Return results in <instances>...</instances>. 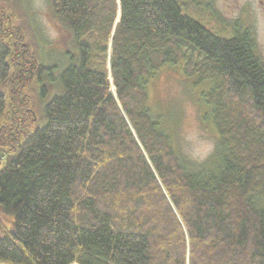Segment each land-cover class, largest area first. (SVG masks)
I'll list each match as a JSON object with an SVG mask.
<instances>
[{"label": "trees", "instance_id": "1", "mask_svg": "<svg viewBox=\"0 0 264 264\" xmlns=\"http://www.w3.org/2000/svg\"><path fill=\"white\" fill-rule=\"evenodd\" d=\"M199 2L50 0L64 68L0 4V264H264V61L249 27L186 13ZM166 66L215 130L202 160L149 104Z\"/></svg>", "mask_w": 264, "mask_h": 264}, {"label": "rangeland", "instance_id": "2", "mask_svg": "<svg viewBox=\"0 0 264 264\" xmlns=\"http://www.w3.org/2000/svg\"><path fill=\"white\" fill-rule=\"evenodd\" d=\"M0 4L29 34V41L46 63L60 68L68 65L64 53H76L73 36L54 16L50 0H0ZM197 6L184 10L221 36H231L235 25L249 27L255 34L258 54L264 61V3L260 0H200ZM193 81L179 67H164L150 83L149 104L156 114L170 118L166 125L179 150L194 160H202L213 151L216 133L210 122L203 118L204 109ZM44 85L47 89L45 97L39 94L41 84H35L34 94L46 102L56 90L53 84ZM111 90L114 91V87ZM199 91L201 94V86ZM42 114L44 112L39 116Z\"/></svg>", "mask_w": 264, "mask_h": 264}, {"label": "flooded vegetation", "instance_id": "3", "mask_svg": "<svg viewBox=\"0 0 264 264\" xmlns=\"http://www.w3.org/2000/svg\"><path fill=\"white\" fill-rule=\"evenodd\" d=\"M261 3H264V0H260Z\"/></svg>", "mask_w": 264, "mask_h": 264}]
</instances>
